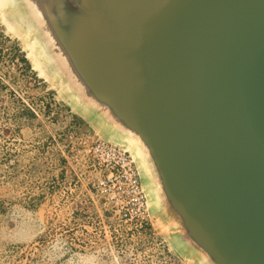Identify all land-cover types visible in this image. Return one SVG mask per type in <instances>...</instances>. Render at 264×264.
<instances>
[{
    "label": "water",
    "instance_id": "1",
    "mask_svg": "<svg viewBox=\"0 0 264 264\" xmlns=\"http://www.w3.org/2000/svg\"><path fill=\"white\" fill-rule=\"evenodd\" d=\"M58 1L47 26L151 140L183 232L212 264H264V0H119L110 24L74 0L79 29Z\"/></svg>",
    "mask_w": 264,
    "mask_h": 264
},
{
    "label": "rangeland",
    "instance_id": "2",
    "mask_svg": "<svg viewBox=\"0 0 264 264\" xmlns=\"http://www.w3.org/2000/svg\"><path fill=\"white\" fill-rule=\"evenodd\" d=\"M80 1L109 24V12L120 10L119 0ZM62 2L76 28L87 26L90 19L77 16L74 0ZM31 9L25 0H0V264H193L157 250L161 239L168 244L169 228L183 227L153 159L108 108L52 65L40 38L56 39L57 54L61 39L47 21L40 31L30 28L20 16ZM101 131H116L124 142L113 144L139 168L147 225L119 217L98 187L103 173L92 166L83 140H104ZM136 212L129 206L127 213ZM130 228H140L134 238Z\"/></svg>",
    "mask_w": 264,
    "mask_h": 264
},
{
    "label": "built area",
    "instance_id": "3",
    "mask_svg": "<svg viewBox=\"0 0 264 264\" xmlns=\"http://www.w3.org/2000/svg\"><path fill=\"white\" fill-rule=\"evenodd\" d=\"M87 152L90 155L92 166L103 173L98 182V187L106 194L107 199L113 201L119 207V217H126L131 223L147 225L149 221L147 198L144 193L139 168L133 156L123 147L104 141L100 138H86L83 140ZM129 206H135V215L127 213ZM140 228H130L131 238ZM145 228V234L154 235L151 229ZM157 250L165 256L170 253L166 240L161 239L157 243ZM165 258V257H164Z\"/></svg>",
    "mask_w": 264,
    "mask_h": 264
},
{
    "label": "bare ground",
    "instance_id": "4",
    "mask_svg": "<svg viewBox=\"0 0 264 264\" xmlns=\"http://www.w3.org/2000/svg\"><path fill=\"white\" fill-rule=\"evenodd\" d=\"M28 3V6L30 5L33 7L32 14H25L21 13L20 17L26 18L24 21L30 25V28L40 31L41 28L46 24V21L51 22L53 26L56 27V25L63 24V16H65L66 11H64L62 7V3L58 0H25ZM41 44H43L44 50L46 54H48V59L52 63L53 66L57 70H59L58 66L61 69V66L64 68V72H69L71 76L77 80V83L82 86L83 89L86 88V90L91 91V88H95L96 84L95 81H92V78L87 74L86 69L83 68L80 64V60L78 58V55L75 53L72 47H68V45L62 41V50L60 54H57L55 52L56 50V39L51 38L49 36H41L40 38ZM119 42L112 38L109 42V47L113 45V47L118 48ZM36 46V44H35ZM107 47V46H106ZM60 49V47H59ZM109 49V48H108ZM53 53V55H52ZM55 53V54H54ZM89 53V52H88ZM51 56H50V55ZM90 57V56H89ZM95 58V57H93ZM97 60V58H95ZM93 90L92 96L93 99L99 100L100 102H103V107H106L110 110V112L113 114L114 118L120 123V125L130 134L134 137L135 141L138 142L143 146L144 154L145 156H150L154 163H158V157L155 154L153 144L149 137L144 133L143 129L140 127L139 124H135L131 120V116L128 114L127 111L122 110L120 107V104L117 103L114 99L108 97L106 92L103 91V97L99 96V92L96 90ZM100 98V99H99ZM120 113L123 114V118H121ZM168 193V190H167ZM170 194V193H169Z\"/></svg>",
    "mask_w": 264,
    "mask_h": 264
},
{
    "label": "crops",
    "instance_id": "5",
    "mask_svg": "<svg viewBox=\"0 0 264 264\" xmlns=\"http://www.w3.org/2000/svg\"><path fill=\"white\" fill-rule=\"evenodd\" d=\"M76 115H80L76 112ZM102 120L103 116L99 117ZM98 123V122H97ZM99 126V125H98ZM102 128V127H101ZM105 141L111 143H123L124 140L121 136L114 132H103L101 131ZM183 228H169L171 234L167 243L171 251L179 258L189 261L193 264H212L209 257L206 256L205 252L201 250L183 231ZM176 243V245L174 244ZM181 250V251H180Z\"/></svg>",
    "mask_w": 264,
    "mask_h": 264
},
{
    "label": "trees",
    "instance_id": "6",
    "mask_svg": "<svg viewBox=\"0 0 264 264\" xmlns=\"http://www.w3.org/2000/svg\"><path fill=\"white\" fill-rule=\"evenodd\" d=\"M17 51L18 52H21V50L19 49V47H17ZM21 60L26 64V66H27L28 69H31V65H30L29 61L22 54H21Z\"/></svg>",
    "mask_w": 264,
    "mask_h": 264
}]
</instances>
